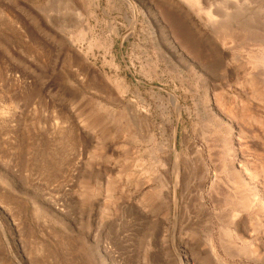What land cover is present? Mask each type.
<instances>
[{
    "label": "rangeland",
    "instance_id": "374dc122",
    "mask_svg": "<svg viewBox=\"0 0 264 264\" xmlns=\"http://www.w3.org/2000/svg\"><path fill=\"white\" fill-rule=\"evenodd\" d=\"M0 264H264V0H0Z\"/></svg>",
    "mask_w": 264,
    "mask_h": 264
},
{
    "label": "bare ground",
    "instance_id": "6f19581e",
    "mask_svg": "<svg viewBox=\"0 0 264 264\" xmlns=\"http://www.w3.org/2000/svg\"><path fill=\"white\" fill-rule=\"evenodd\" d=\"M212 16V15H211ZM226 18V17H225ZM222 20V19H221ZM231 25V24H230ZM208 168V167H207ZM224 230V229H223ZM223 234V233H222ZM226 244V243H225ZM225 246V245H224ZM225 251V250H224Z\"/></svg>",
    "mask_w": 264,
    "mask_h": 264
}]
</instances>
